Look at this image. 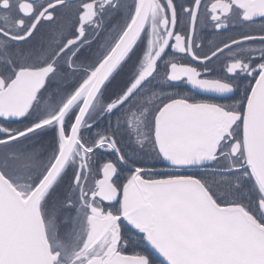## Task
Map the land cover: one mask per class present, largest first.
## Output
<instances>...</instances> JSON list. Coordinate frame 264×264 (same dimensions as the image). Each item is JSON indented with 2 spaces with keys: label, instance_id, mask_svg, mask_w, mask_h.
Instances as JSON below:
<instances>
[{
  "label": "snow or ice",
  "instance_id": "obj_1",
  "mask_svg": "<svg viewBox=\"0 0 264 264\" xmlns=\"http://www.w3.org/2000/svg\"><path fill=\"white\" fill-rule=\"evenodd\" d=\"M0 264H264V0H0Z\"/></svg>",
  "mask_w": 264,
  "mask_h": 264
},
{
  "label": "flooded vegetation",
  "instance_id": "obj_2",
  "mask_svg": "<svg viewBox=\"0 0 264 264\" xmlns=\"http://www.w3.org/2000/svg\"><path fill=\"white\" fill-rule=\"evenodd\" d=\"M253 28L258 31L259 28H260V25L259 24L254 25ZM214 38L215 37H214V34L212 33V30L211 29H206L201 34L200 42L203 45V44H206L209 40L214 39ZM129 254H131V253H129Z\"/></svg>",
  "mask_w": 264,
  "mask_h": 264
}]
</instances>
